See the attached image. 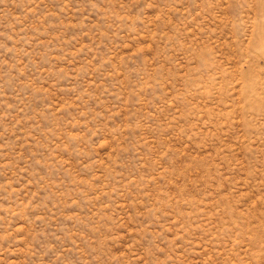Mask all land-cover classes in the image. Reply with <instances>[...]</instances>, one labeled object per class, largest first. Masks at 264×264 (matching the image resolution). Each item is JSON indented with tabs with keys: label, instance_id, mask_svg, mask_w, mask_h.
I'll list each match as a JSON object with an SVG mask.
<instances>
[{
	"label": "rangeland",
	"instance_id": "1",
	"mask_svg": "<svg viewBox=\"0 0 264 264\" xmlns=\"http://www.w3.org/2000/svg\"><path fill=\"white\" fill-rule=\"evenodd\" d=\"M0 264H264V0H0Z\"/></svg>",
	"mask_w": 264,
	"mask_h": 264
}]
</instances>
